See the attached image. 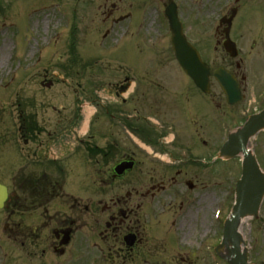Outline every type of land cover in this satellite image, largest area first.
Here are the masks:
<instances>
[{
  "label": "flooded vegetation",
  "instance_id": "obj_1",
  "mask_svg": "<svg viewBox=\"0 0 264 264\" xmlns=\"http://www.w3.org/2000/svg\"><path fill=\"white\" fill-rule=\"evenodd\" d=\"M181 20L208 66L206 90L174 60L168 32L152 47L159 61H129L100 86L87 128L79 104L59 125L27 127L7 151L14 186L0 208V264H230L216 250L227 213L210 162H221L227 118L241 127L264 109V0H188ZM223 69L238 82L236 104L216 77ZM100 109L116 121L100 122ZM249 145L264 170V129ZM253 221L264 242V195Z\"/></svg>",
  "mask_w": 264,
  "mask_h": 264
},
{
  "label": "rangeland",
  "instance_id": "obj_2",
  "mask_svg": "<svg viewBox=\"0 0 264 264\" xmlns=\"http://www.w3.org/2000/svg\"><path fill=\"white\" fill-rule=\"evenodd\" d=\"M180 1L181 10L186 14L187 1ZM113 2L120 6L115 16L123 14L132 5L130 3L139 2L138 13L147 6L146 15L153 22L150 31L155 33L157 23L153 20L157 12L153 6L159 8L155 0H0V150L19 141L14 131L20 123L18 117L21 120L27 117V121L37 117L40 124L49 120L54 126L63 115L58 111L60 106H66L74 115L78 110L76 105L82 103L81 124L86 125L94 108L89 101H76V95L83 92L80 85L88 86L95 77L104 82L114 79L118 75L110 65L124 62L126 57L149 61L147 53H129L124 48L127 22L121 21L114 28L110 26L111 19L107 20L106 15ZM107 29L110 31L106 37ZM71 34L77 43L72 61L79 66H67L65 70L62 67L70 59L68 38ZM154 55L150 62L155 61ZM49 80L53 83L48 87ZM236 124L238 120L227 119L226 132ZM227 162L226 167L222 165L212 171L215 174L220 171V175H212L211 182L219 184H214L216 189L220 184H228L229 212L233 202L235 163ZM13 170L12 159L0 155V171L11 173ZM242 234L250 244L249 250L264 254V242L261 237L256 239L255 226L250 219L243 222Z\"/></svg>",
  "mask_w": 264,
  "mask_h": 264
},
{
  "label": "water",
  "instance_id": "obj_3",
  "mask_svg": "<svg viewBox=\"0 0 264 264\" xmlns=\"http://www.w3.org/2000/svg\"><path fill=\"white\" fill-rule=\"evenodd\" d=\"M168 16L171 20L172 30L175 34L174 49L179 62L182 64L184 69L196 80L199 86H205L207 73L204 67V63L202 62L197 51L186 42L184 36L182 35L177 12L174 6H170L168 10ZM220 79L222 80V82L224 80L223 85L229 95V101L232 102L237 100L238 90L232 77L229 74L224 73L220 75ZM262 124H264V120L253 119V121L250 122L246 128L240 131L239 135L237 132L233 136H231L230 141L223 149V152L226 155L233 156L237 154L239 151L238 139L240 140V138H242L243 145L242 147H240V150H243L246 154L244 178L239 194V199L234 207L231 218L227 222L226 227V239H232V245L234 247V249L231 250L230 253L232 255L238 254V259L232 260L233 264H249L247 262L246 251H241V237L238 233V225L241 217L254 212V209H250L247 206H250L248 202L251 200V198H253V191L251 192V183L257 181L260 178V174H258V167L256 162L254 161L252 156L248 155L246 151V142L249 135L253 134ZM262 186L264 187V175ZM6 195L7 190L5 186L0 184V206L3 205ZM256 204L253 206L255 207Z\"/></svg>",
  "mask_w": 264,
  "mask_h": 264
},
{
  "label": "bare ground",
  "instance_id": "obj_4",
  "mask_svg": "<svg viewBox=\"0 0 264 264\" xmlns=\"http://www.w3.org/2000/svg\"><path fill=\"white\" fill-rule=\"evenodd\" d=\"M241 220H242V222L245 221L243 218Z\"/></svg>",
  "mask_w": 264,
  "mask_h": 264
}]
</instances>
